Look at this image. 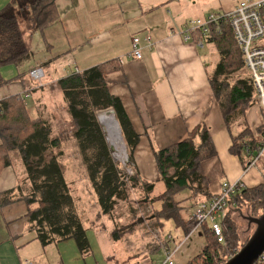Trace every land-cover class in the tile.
I'll return each instance as SVG.
<instances>
[{
	"label": "crops",
	"instance_id": "0c3cea01",
	"mask_svg": "<svg viewBox=\"0 0 264 264\" xmlns=\"http://www.w3.org/2000/svg\"><path fill=\"white\" fill-rule=\"evenodd\" d=\"M253 1L256 0H55V20L43 30L29 29L24 33L32 55L30 60L21 67L10 64L0 67V101L22 96L25 97L23 101L28 102V111L34 114L40 111L52 119L49 114L59 110L70 124L57 82L69 74L105 65L108 90L120 100L139 136L131 172H135L143 183L154 185L151 198L158 197L165 190L159 180L156 153L188 137L193 138V144L199 147L200 138L195 132L200 126L208 130L214 150V156L205 158L201 164L202 174L209 183L208 193L213 196L226 182L240 181L245 188H254L264 183V165L259 166L263 161L248 169L243 167L240 155L231 154L234 139L247 129L253 131L259 126L260 114L254 94L251 107L227 123L209 82L219 61L214 45L199 33L189 41L181 37L186 23L213 14H225L239 2ZM11 2L0 0V11ZM80 21L82 33L77 37L80 40L74 47L69 44V49L76 50L79 57H88L83 58V66L74 59L73 70H65L59 79L51 62L65 51L55 50V42L48 41L49 28L62 26L65 32ZM86 25L88 27L84 30ZM55 37L51 35L50 40ZM133 37H139L142 46L145 37L152 42L149 49L143 48L141 60L129 57ZM31 48L35 52H31ZM24 66L28 68L24 70ZM33 68L44 72L42 89H34L28 78L29 70ZM56 95L60 106L51 108L57 101ZM254 137L260 138L259 135ZM69 154L78 161V166L82 164L77 148ZM24 178L19 163L0 170V193L15 190ZM88 190L86 196L89 199L82 201L99 208L91 186ZM79 204V198H74L90 247L85 256L80 254L73 240L42 246L35 232L29 229L27 206L22 200L0 205V264H136L126 252L117 251L119 242L111 238L113 222L106 216H103L105 219L99 217L98 223L96 220L83 221Z\"/></svg>",
	"mask_w": 264,
	"mask_h": 264
},
{
	"label": "trees",
	"instance_id": "16d2710c",
	"mask_svg": "<svg viewBox=\"0 0 264 264\" xmlns=\"http://www.w3.org/2000/svg\"><path fill=\"white\" fill-rule=\"evenodd\" d=\"M15 6L20 10H29V26L35 31L43 30L56 18L55 0H12L0 11V67L8 64L21 67L32 56ZM207 38L219 55V61L210 75V86L215 101L229 123L243 114L245 109L242 110V105L253 104L252 86L248 80L237 81L227 95H224L228 100L225 106L223 95L220 96L219 93L225 86L224 79L240 68V52L231 28L223 21L210 25ZM106 75L105 65H97L60 79L57 88L70 120L71 132L64 137L76 142L80 161L101 214L113 222L111 216L114 208L128 200L129 191L141 189L148 197L154 185L143 183L135 172L132 176L123 174L113 160L105 132L98 120L100 113L112 111L126 146L129 168L133 165L139 136L133 130L120 100L110 94L105 82ZM24 99L22 96H13L0 101V170L19 163L25 177L15 190L0 193V205L22 200L27 206L29 229L35 232L42 246L73 240L80 254L85 256L90 250L86 230L75 209L71 188L63 177L58 161L61 153H53L59 149L61 137L54 134L51 119L40 111H37L34 118H30L28 114L27 120L26 115L20 111L8 116L14 110L12 102L22 103ZM22 107L26 110L27 106L22 103ZM263 133L264 126L257 139L253 131L247 129L234 139L231 154L242 157L244 168L248 167L250 159L255 155ZM195 134L200 138L199 147L193 144V138L188 137L155 155L159 180L164 184L165 190L158 197L151 198L152 207L162 220H171L176 228H180L185 237L196 225L194 220L183 219L181 214L185 203L192 202L195 207L212 197L208 193L209 183L202 174L201 164L205 158L214 156V150L205 127L200 126ZM242 186L243 189L232 198L230 210L219 221L224 243H217L211 231L203 226V232L213 241L207 244L206 240L201 253L194 261L186 264H225L226 260L219 261L220 248L226 242L225 228L231 234L228 242L235 240L234 226L227 219L230 212L239 211L246 205H259L261 202L264 213V183L251 189L245 188L243 183ZM156 202L159 204L156 205ZM119 237L116 232L112 233L114 241H118ZM234 254L233 252L232 255Z\"/></svg>",
	"mask_w": 264,
	"mask_h": 264
},
{
	"label": "rangeland",
	"instance_id": "374dc122",
	"mask_svg": "<svg viewBox=\"0 0 264 264\" xmlns=\"http://www.w3.org/2000/svg\"><path fill=\"white\" fill-rule=\"evenodd\" d=\"M15 12L16 15L18 16L20 26L24 30V33L25 32L28 33V30L30 29V26H28L30 12L26 8H24L23 10L16 8ZM87 27L88 25L85 26L84 30L87 29ZM49 29H51V31L49 32L48 41L55 42V46H56L55 50L58 48V50L65 51L64 55L59 54V57L58 54H56L55 56L58 58L54 59L51 62V65L54 66V70L57 69L56 77L60 79L62 78V74L65 73V70H70V71L73 70L74 59L77 60V63L80 64V66H83L81 65V62H85L83 58L88 57V56L79 57L77 55L76 50L69 49V44L71 46L73 45L74 47L77 45L76 42L80 40V38L78 39L77 37L81 36L80 34L82 33V23L81 21L79 23H75L73 26L68 27L65 30V32L64 30H62V26L58 27L54 25L53 28L51 27ZM49 29L47 31H49ZM53 34L56 37L54 38V40H50L51 35ZM72 34H73V38H71ZM33 39L37 42L39 41V39L36 36H33ZM31 52H35V51L31 48ZM27 68L28 66H24V70H26ZM53 72L54 71H50V73ZM43 77H44V72H43ZM247 80L248 77L247 75L244 74L241 68H238L236 72L232 73L231 75H228L224 79L225 86L221 88L219 95L220 96L223 95L222 101L225 104V106H227L228 100H227V96L224 95H227V92L235 85V83H237V81H247ZM42 81L43 78L41 82ZM32 84L34 85V89L36 90L43 88L42 84L41 87H37V83L32 82ZM55 97L57 101L53 102L51 108L54 107L58 108V105L60 106L58 96L56 95ZM219 99L220 97L218 98V100ZM12 103L14 110L8 114L9 117L13 116L17 111H20L22 114L24 113V115H26V120L28 114L30 118H34L37 116V112L34 114L33 112L28 111V102L24 103L22 101V103L26 104L27 106L26 110H24V107H22V103L20 102L19 103L12 102ZM249 107L251 106L248 105V103L242 105V110L245 109L243 113H245ZM108 111L110 110H107V112ZM61 112L62 111L56 110L53 111L52 114H49L50 116H52L51 122L54 130V134H57L58 138L61 137L62 140L59 149L53 151V153L54 154L58 152L61 153L58 161L64 172L63 177L66 183L73 190V197L79 198L80 200V204L78 205V207H80V210L82 212L83 221L96 220L98 223L99 217L102 219H105V217H103L99 208L95 209V206L93 205L92 207H90L88 206V201L87 202L82 201L84 199L86 200L89 199V197L87 198L86 195L89 192L88 187L90 188V184H88L89 183L88 177L85 173V170H83V165L79 163L78 166L77 164L78 161L70 158L71 154L69 153L72 150H74V148H76L77 144L76 142L74 143L73 141L67 140L64 137L65 134H69L71 132V129L69 127L70 126L69 121L68 122L65 121L64 114ZM259 114H260V120H259L260 122L258 123L259 126L253 129V135H257V136L260 134V130L264 126V115L262 113V110L261 111L259 110ZM112 117L114 119V116ZM102 128L105 132L103 125ZM118 131H119L120 142L122 144V149L120 148V154L118 155L119 157H117V155L113 151H111L110 149L111 146L108 141L107 133L105 132L106 140L109 145V149L112 153L113 160L118 165L119 169L122 171L123 174L132 176L133 172H131V169L128 167L126 146L121 137L119 128ZM66 153H68V156H66ZM262 159L263 158H261L258 161L259 164L263 161L259 166L264 165V160ZM184 206L185 209L182 211L181 215L185 220H189L194 212V207H191L192 202H190L189 204H187L186 202ZM96 214L98 215V219L97 218L95 219ZM261 215H263V208L261 206V202L259 205H255V206L246 205L242 207L239 211L230 212V216H228L227 219L230 220L229 223H231L234 226L235 240L234 241L232 240L231 243L228 242V239H230L231 234L229 231H226L225 228L224 235L226 242L225 245L220 248L219 261H225V260L227 261L228 259H230L233 256L232 255L233 252L234 253H236V251L238 252L240 248L247 242V240L253 234L255 225L249 224L247 218L248 217L258 218ZM111 217L114 222L113 232H116L117 234L120 235L118 240L119 243L116 244L117 251L119 253L126 252L130 258L135 259L136 264L138 263L161 264L165 259V252L167 251L171 252L174 250V248H176V251L174 252V255L171 259L172 264H186L188 261H192V260L194 261L195 257L201 253V251L206 245V240H207V244L213 241L208 236V234L205 235L202 228L195 229L185 238L184 233L181 231V229L175 228L174 223L171 220L163 221L160 218V215H158L156 209L152 207V200L150 195L147 197V195H145V193L141 189H135L129 191L128 200L124 203H120L119 205H117L114 208ZM87 224L89 225V223ZM162 224H163V228H161Z\"/></svg>",
	"mask_w": 264,
	"mask_h": 264
},
{
	"label": "built area",
	"instance_id": "2783aa9c",
	"mask_svg": "<svg viewBox=\"0 0 264 264\" xmlns=\"http://www.w3.org/2000/svg\"><path fill=\"white\" fill-rule=\"evenodd\" d=\"M223 21L227 23L233 33L234 41L240 52L241 70L247 75L252 86L255 105L264 115V0L253 2H239L228 13L213 14L203 20H193L186 23L182 29L181 37L184 41L192 39L196 33L207 37L209 27L212 24ZM144 46L139 37L130 40L129 57L134 60L142 59L143 48H150L152 42L149 37L143 39ZM43 70L33 69L29 72V79L41 87ZM264 157V133L256 147L255 155L250 159L248 169ZM243 189L242 183L226 182L223 183L219 191L209 200L201 202L195 206L191 220L196 222L192 231L206 226L213 234L217 243H224V236L219 221L224 218L227 211L232 206V198ZM173 251L165 252V259L161 264H172ZM256 264H264V252L258 258Z\"/></svg>",
	"mask_w": 264,
	"mask_h": 264
},
{
	"label": "water",
	"instance_id": "95a60500",
	"mask_svg": "<svg viewBox=\"0 0 264 264\" xmlns=\"http://www.w3.org/2000/svg\"><path fill=\"white\" fill-rule=\"evenodd\" d=\"M110 113L113 116L112 111ZM111 151L112 148L110 147ZM249 224L255 225V229L247 242L225 264H256L258 258L264 252V213L258 218L248 217Z\"/></svg>",
	"mask_w": 264,
	"mask_h": 264
},
{
	"label": "bare ground",
	"instance_id": "6f19581e",
	"mask_svg": "<svg viewBox=\"0 0 264 264\" xmlns=\"http://www.w3.org/2000/svg\"><path fill=\"white\" fill-rule=\"evenodd\" d=\"M98 120L103 125L105 132L107 133L108 141L113 152L117 155V157H119L118 155L120 154V148L122 149V144L120 142L119 131L112 114L110 111L100 113Z\"/></svg>",
	"mask_w": 264,
	"mask_h": 264
}]
</instances>
